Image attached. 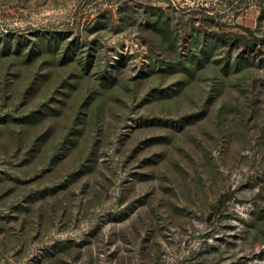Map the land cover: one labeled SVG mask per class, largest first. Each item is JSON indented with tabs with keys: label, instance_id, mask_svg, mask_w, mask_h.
<instances>
[{
	"label": "rangeland",
	"instance_id": "1",
	"mask_svg": "<svg viewBox=\"0 0 264 264\" xmlns=\"http://www.w3.org/2000/svg\"><path fill=\"white\" fill-rule=\"evenodd\" d=\"M0 264H264V0H0Z\"/></svg>",
	"mask_w": 264,
	"mask_h": 264
}]
</instances>
